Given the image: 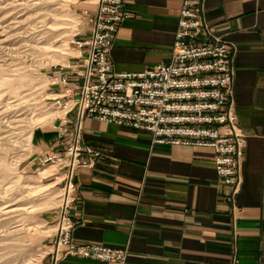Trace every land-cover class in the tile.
Listing matches in <instances>:
<instances>
[{
  "label": "crops",
  "instance_id": "1",
  "mask_svg": "<svg viewBox=\"0 0 264 264\" xmlns=\"http://www.w3.org/2000/svg\"><path fill=\"white\" fill-rule=\"evenodd\" d=\"M204 4L213 32L236 46L232 107L247 140L240 190L235 202L226 199L212 148L153 143L147 131L85 118L82 140L101 154L76 170L73 238L125 248V264H264V0ZM181 6L182 0H125L130 14L109 56L114 71L139 72L167 61ZM81 7L89 19L97 4L81 0ZM90 29L88 21L79 39L89 38ZM78 49L76 57L87 52ZM68 65L69 72L81 71ZM70 78L73 88L82 82ZM75 90L65 99L77 97ZM55 124L32 131L36 158L70 142L69 131L60 133ZM45 261L120 264L77 255Z\"/></svg>",
  "mask_w": 264,
  "mask_h": 264
},
{
  "label": "built area",
  "instance_id": "2",
  "mask_svg": "<svg viewBox=\"0 0 264 264\" xmlns=\"http://www.w3.org/2000/svg\"><path fill=\"white\" fill-rule=\"evenodd\" d=\"M95 1L97 8L88 19L91 34L75 41L79 48L87 47L77 56L82 82L73 88L68 74L58 78L65 90L56 103L64 113L55 118V126L60 133L69 131L71 140L62 151L38 156L41 164H52L62 173L52 263L67 255L120 264L127 258L125 248L78 244L73 238L70 210L77 207L76 170L92 165L101 154L82 140L87 117L147 131L153 143L212 148L219 180L231 202L242 182L247 140L232 107L236 46L213 32L204 0H182L170 58L139 72L114 71L109 57L119 24L130 14L125 0ZM73 90L78 96L65 99Z\"/></svg>",
  "mask_w": 264,
  "mask_h": 264
},
{
  "label": "rangeland",
  "instance_id": "3",
  "mask_svg": "<svg viewBox=\"0 0 264 264\" xmlns=\"http://www.w3.org/2000/svg\"><path fill=\"white\" fill-rule=\"evenodd\" d=\"M81 0H0V264L51 258L62 173L34 153V128L64 111L61 74L80 60ZM77 68H80L77 66ZM81 69V68H80Z\"/></svg>",
  "mask_w": 264,
  "mask_h": 264
}]
</instances>
